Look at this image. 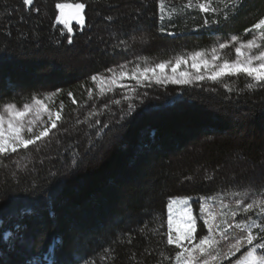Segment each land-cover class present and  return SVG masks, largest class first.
Masks as SVG:
<instances>
[{"label": "trees", "instance_id": "16d2710c", "mask_svg": "<svg viewBox=\"0 0 264 264\" xmlns=\"http://www.w3.org/2000/svg\"><path fill=\"white\" fill-rule=\"evenodd\" d=\"M57 3H83V27L59 23ZM263 18L264 0H0V107L60 113L47 137L0 153V264H48L50 247L53 264H176L174 197L195 198L199 237L207 201L212 263L249 249L264 228V85L112 80L246 40Z\"/></svg>", "mask_w": 264, "mask_h": 264}, {"label": "snow or ice", "instance_id": "6c2138e0", "mask_svg": "<svg viewBox=\"0 0 264 264\" xmlns=\"http://www.w3.org/2000/svg\"><path fill=\"white\" fill-rule=\"evenodd\" d=\"M25 5H32L33 0H23ZM57 9L60 10V15L56 17V20L59 23L67 25L68 23V14L71 15L72 18L79 20L83 23L82 11L85 8L83 3H78L75 5H69L66 3H57L55 5ZM201 10L207 12L208 8L203 4L200 5ZM107 19L112 20V17H107ZM255 29H264V19H261L258 23L254 25ZM264 35V32L261 33ZM126 41L121 40L120 43H125ZM68 43H72L71 40ZM255 43L252 40H249L246 47L253 48L255 47ZM226 45L221 43L220 48H225ZM242 45L241 47H237L235 52L237 54L242 55ZM213 53H215V49H213ZM200 52H196L192 56V65L191 67L195 69L197 72L201 70V68L208 69L210 71L209 79L216 81L218 78L223 77L225 75L236 74V73H245L248 77L254 79L255 81L264 85V51H261L259 55L249 56L245 60H237L236 62L229 63L225 61L222 65H209L207 60H197L198 57H201ZM213 59H216L215 55ZM253 61H258L259 63L254 64ZM176 66L172 67L171 75L167 74L168 65L165 63H158L154 67H144L142 69L137 66V70L133 71L131 74V79L141 78L143 80H151L155 79L157 83L161 82H172L175 84H187L190 82V73L187 71L178 72V68L180 65L185 64L186 61L183 59L176 60ZM120 78L123 79L128 76L127 72H121ZM95 80V77H93ZM196 80H204L205 77L203 75H197L195 77ZM115 82V80L113 81ZM249 88H252L253 85L249 84ZM36 104L39 106L38 112L40 110H46L45 105L42 101L36 100ZM4 112L7 114V119H5L4 115H0V153H7L9 151L16 152L17 148L23 146L27 148L29 145L35 144L37 141L41 140L43 137H47L49 135V128L45 127L38 135H36L32 139H25L21 135V131L24 127L25 118L30 114L31 109L27 104L23 106V110L17 109V107L11 103L7 104L4 108ZM60 119V113H56V118L52 119L51 115H49V120L51 122V128L55 129L57 127V120ZM29 123H34V121H29ZM5 124L7 125L5 127ZM31 131V128H29ZM183 203H187V201H182ZM176 201L173 200L172 204H175ZM261 213H264V201L257 205ZM253 208V204H248L244 209L245 212H248ZM30 209L22 210V215L25 213H30ZM169 212H171V205H169ZM188 217L186 224L181 227L177 224V228L179 231V235L173 236L171 234L167 237V243L169 245L176 244L178 248H181V242L188 241L191 242L193 240L198 239L199 242L197 244L182 247L180 251L175 252L176 264H190L188 260V255L191 254L194 250L198 249L201 252H204V245L209 243L208 238L201 239L199 235H193L196 232L197 225L192 220L191 214L184 213ZM256 220L252 221V224H256ZM264 224V221H261ZM173 224V220L171 216L168 219V226L171 229ZM240 226V225H237ZM19 227V225H17ZM12 233H5V239H8ZM254 241H256L254 243ZM245 242L250 245V249H246V255L238 264H264V228L260 229V236L257 240L256 237L253 236L252 232L249 231L245 237ZM61 243L59 240L56 241V244ZM238 245H241V241H237ZM258 250L260 252L258 253ZM54 253V247L49 248V252L46 255V259L48 260V264H53L52 254ZM31 264V262H30ZM207 264V262H205Z\"/></svg>", "mask_w": 264, "mask_h": 264}, {"label": "rangeland", "instance_id": "374dc122", "mask_svg": "<svg viewBox=\"0 0 264 264\" xmlns=\"http://www.w3.org/2000/svg\"><path fill=\"white\" fill-rule=\"evenodd\" d=\"M68 22H71V21L68 19ZM73 23H75V25L77 27L80 26L79 20H76ZM262 32H264V29L253 28L252 34L246 40L240 39L236 36H232L229 38V40L221 41L218 46H216V47H214L208 51H200V53L202 55H201V57H198L197 60H207L209 62V65H222L225 61H227L229 63H233V62H236L237 60H241V61L245 60L249 56L259 55V53L261 51H264V35L261 34ZM249 40L254 41L256 46L251 48V49L246 47ZM221 43L226 45L225 48L231 46L234 51L237 47H241L242 45H244V47H242V55L236 53L237 55H235L233 58H231L229 60L224 58L222 51L225 48H223V49L220 48ZM213 49H215V53H213ZM194 54L195 53L190 54L189 56H186V57H181L180 59L185 60L186 63L180 65L178 68V72L187 71L191 74L190 75V82L196 80L195 77L197 75H203L204 77L210 76V71L208 69L201 68V70L199 72H197L195 69H193L191 67L192 62H193L192 56ZM214 55H215L216 59H213ZM175 62L176 61L164 62L165 64L168 65V67H167V74L168 75L172 74L171 69H172V67L176 66ZM253 63L256 64L259 62L253 61ZM127 77H131V75H128ZM123 79H121L120 77L115 78L114 79L115 82H113L114 80H112V83L122 85ZM136 80L140 81L143 79L138 78ZM149 81H155V79H151ZM163 83H165V82H163ZM40 101L43 102V104L46 107V110H40L38 112L39 106L36 104V101H33L32 104L28 105L29 108L31 109V112L25 118L24 127L21 131V135L25 139H32L36 135H38L45 127L49 128L51 126V122L49 120V115H51L52 119L56 118L57 111L52 110L49 107V105L46 102H44V100H40ZM4 108L5 107H0V115H4L5 119H7V114L4 112ZM17 109L23 110V107L17 108ZM29 121H34V123H29ZM6 126L7 125L5 124V127ZM29 128H31V131H29ZM194 199L195 198H193V197H174L172 199H169V202L167 204L166 214H167V221L169 219V216H171V218L173 220V224H172L171 228L173 230V236L174 237L179 235L177 224H179L181 227H183L187 222L188 217L186 215H184V213L191 214L192 220L197 224V216L195 213H193V211H194L193 201H195ZM173 200L176 201L175 204H172ZM197 200H198V204H199L198 211H197L198 218H201V220H203V222L207 225L206 228L208 231L207 234H203L199 238L203 239L206 236L209 240V243L204 245V252H201L200 250L196 249L191 254H186V255H188V260L190 261V264H205V262H207V264H224V263H221L220 259H217L215 263H212L213 262L212 259L215 257L214 254L216 252V251H212V246L210 245V243H211V238H210L211 235L210 234L212 232V227L210 226V224L213 223L212 217L209 215H204L203 212H201L202 209L207 205V201H205V199H201V198H198ZM182 201H187V203H183ZM169 205H171V212H169ZM197 228H198V226H197ZM197 228H196V230H197ZM193 235L195 236V233H193ZM198 242H199L198 239L193 240L191 242L182 240L180 250L182 249V247L189 246L190 243L192 245H194V244H197ZM214 248L217 249L218 245H215ZM239 248L240 247H234L231 249V247H227V249H225L227 251V255L225 256L224 259H227V261H228V262H226V264H238V261H240L244 258V256L246 255V251L244 253H242L241 255L232 258V256L238 254Z\"/></svg>", "mask_w": 264, "mask_h": 264}, {"label": "water", "instance_id": "95a60500", "mask_svg": "<svg viewBox=\"0 0 264 264\" xmlns=\"http://www.w3.org/2000/svg\"><path fill=\"white\" fill-rule=\"evenodd\" d=\"M75 4H78V3H75ZM75 4H69V5H75ZM31 5H27V7H30ZM83 13H84V10L82 11V17H83ZM68 19L73 23L75 22L77 19L75 18H72L70 14H68ZM81 23V22H80ZM81 26L83 27V23H81Z\"/></svg>", "mask_w": 264, "mask_h": 264}]
</instances>
